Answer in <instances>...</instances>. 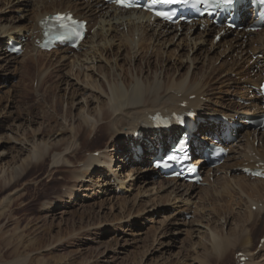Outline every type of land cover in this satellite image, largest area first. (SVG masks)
I'll use <instances>...</instances> for the list:
<instances>
[{
    "label": "rangeland",
    "instance_id": "rangeland-1",
    "mask_svg": "<svg viewBox=\"0 0 264 264\" xmlns=\"http://www.w3.org/2000/svg\"><path fill=\"white\" fill-rule=\"evenodd\" d=\"M9 1L12 2V0H0V25L8 24L13 19H16L17 22L22 21L27 26L31 25V16L33 17L34 13H20L15 11L13 4L11 6ZM35 1L36 0H33V2ZM14 2L16 1L14 0L13 3ZM100 18L101 17H98V19ZM97 25L99 28V24ZM29 30L32 32V29ZM99 30L100 28L96 32ZM119 30H122V28ZM185 32L186 31H183V35L181 34L180 36H184ZM233 36H230L229 38ZM210 38L211 35H207L206 42H203L201 46L203 49H199L197 52L196 58L198 62L196 61L194 63V65L197 66V69L195 70L197 72L201 71L205 56L207 57L208 55L210 58H215L216 54L220 53L223 49V47H221V49H217L214 52L212 46L215 43L213 42V37L211 38L213 44L211 43ZM7 39V36H5L3 40H0V153L3 154L0 156V177L6 175L9 178H12L11 173L13 168H16L14 171L16 172L17 169L22 167L21 165L26 164L31 150H33V142H42V146L43 143L44 145L46 143V146L49 147L51 144L60 140H62V143L67 141L66 144L68 145L71 140L74 141V131H71L70 127H75L80 124L81 117L78 115L81 114V110L84 109L87 111L89 107L90 112L93 110V112L97 114V111L95 110H101V108H103L109 101L108 94L104 93V91H102L103 88L101 87V84L105 82L107 84V92H110L107 78L104 76L105 71L111 70L114 74H118L121 65H123L124 68H130L131 63L129 62H133V65H141L145 68V75L147 74V71L152 74L155 70H159L158 74H160L161 70L166 69L170 74H174L173 76H177L179 73L184 74L188 72L190 63L192 62L191 58H193L198 50H192L190 53L191 57L187 58L185 52H187V46L190 44V40V42L185 43L178 40L177 37L176 41L174 40L170 43L167 42L168 44L166 45L163 44V41H157L156 43L160 49H158V53L154 57H150L152 63L150 67H148L146 62L147 60H150L148 57L152 50H149L148 54L142 58L143 53L139 54L140 52L137 49H134V52V50L127 49L124 44H121L122 46L119 49L120 42L117 41V44L119 43V45H116L115 49H111L116 53L119 52L120 56L117 57V60L114 59V56L117 55L113 56V51H109V54H112L111 56L104 52V58H97L93 63H83L84 66L82 69L79 67L80 63L74 65L73 53H68L70 58L66 60L61 57L60 50L57 51L60 52V54L45 56V52H43L44 55H41V53L29 49L28 54L25 53L24 55H20L17 57L16 61L11 62L9 58H4L5 50L3 51V47L6 44ZM100 39H102V37L99 38V40ZM180 42L181 44L177 46ZM147 45H149L148 42ZM152 45L154 46V40L150 41V46ZM227 48L228 44L226 47L224 46V49ZM210 49H212V51ZM86 51H88V49ZM209 51H211V53ZM135 53L137 56H134ZM259 53L262 54V52ZM46 55H48V53H46ZM169 56L172 57L169 58ZM256 56H259V54ZM261 56L262 55L259 57ZM221 58L222 59L219 60H226L225 55ZM228 60H230V58ZM41 63H43V65L45 63V65L43 66ZM57 63H60V65H57ZM217 63L218 62L215 64L217 65ZM58 67L61 70H59V72L56 71L55 74L53 73L54 79L49 82L48 79H45V83L41 84V80L39 81L41 75L45 77L49 71L55 70V68L59 69ZM116 67H119V71H116ZM48 69L49 71L47 72ZM190 69L193 70L192 67ZM204 70H206L205 66L202 71ZM40 71L41 74L39 75ZM85 71L88 75L91 73V78L89 77V79H87L88 77H86L87 75L85 74ZM130 72H133L134 78H137L135 67H133ZM257 72L258 68H254L250 73ZM63 74L69 75L71 79L69 80L68 78H65ZM75 74L79 75L80 79ZM126 75L129 76L130 74L126 73ZM229 76L240 81L237 86L234 84V89L230 88V92L237 89V91H241L244 88L245 80H242L245 79V77H241L240 75L235 76L234 73H230ZM237 77H239V79ZM94 78L98 81L101 80L99 81V87L96 89H93L91 86L88 87L85 83L89 82V80H94ZM112 78H114L113 75ZM83 79H85V82ZM117 80L121 81L119 77ZM69 83H72L71 86H73V88H68L67 85ZM55 87H58L59 89H56ZM224 87V84L213 82L210 87L213 88V90L211 89L213 91H211L212 95L209 93L208 95L200 96L199 99L202 100L203 103L206 102L204 103L206 105L212 104L219 110H222L216 105L218 102L214 101L217 100L216 97L221 96L223 98L222 101L229 106L232 104V101H235V93H231L230 95L229 92H225L226 89H224ZM49 88L52 89L49 90ZM82 88H87L85 93L82 91ZM46 89H48V92H51L52 94L54 93V95H50L48 100L43 98ZM53 89L54 91H57L53 92ZM73 89L79 91L73 93ZM70 92L72 93L71 95ZM170 93H173V91ZM170 93H166L165 95H170ZM57 94H61L60 96L64 97V102L62 106L60 105V107L55 108V96ZM148 94H150V91ZM249 94L250 93L245 97L253 100V94V98L249 97ZM72 95L76 96L73 98L76 101L73 106L71 103ZM238 95H240V93H238ZM203 97H205L207 101H203ZM77 101H81V104L77 103ZM86 101L89 102L86 103ZM235 103H237V101ZM67 105L70 107H67ZM85 106H87L86 109ZM65 111H71L68 112L70 115L65 117ZM93 116L91 118H94ZM90 120L93 121L94 119ZM90 123L85 124L84 122L83 124H85L84 126L87 125V127H90ZM100 123H103V121ZM47 124L51 126L56 125V131L50 133L49 131H44L40 134V130H42L43 126ZM38 127L40 128L38 130L39 132L35 130L38 129ZM34 131L37 132L35 133ZM26 133L27 137L25 135ZM93 134L94 133H91L90 138ZM14 137L21 138L19 141H16V138ZM123 139V137L120 138V135L116 136L113 142H111L108 148H106L104 144L105 141L99 137L93 141L94 143L90 144L92 146H87L86 148L83 147L82 150V158L88 157L91 154L97 156V151H100L99 155H102L103 152L107 151L111 156L102 157L108 160L112 157L113 161L111 160V167L114 170L110 171V169L103 164H98L91 170V172L93 171L91 174L93 175L92 177L85 176L84 178L77 180L70 179V174L68 172H63V170L67 171L72 169L77 173H80L81 170H84V168L86 169V167L81 161L77 162L79 159L74 160V158H71V165H74L70 166L65 164L63 168H59L62 170H59L58 172V169H56L55 166L56 164H53V156L58 155V157H61L66 154L62 146L57 152H52L45 168L40 169L37 174L29 175L25 179H22L20 185L12 189L11 193L15 192L16 194L18 192L26 194V199L21 200L23 202L19 203V206H23V204L27 202L35 203V206L31 207L32 209L29 208L30 210L27 208L17 214L21 219H24L21 228L17 229L11 224L6 229L2 231L0 230V264H29V262H31V264H37L40 263V261L54 264L56 259L60 260L57 262L58 264H70L69 261L72 260L73 262L71 264H237L240 261L241 257L236 261L237 256L235 253L240 249L237 245H235L237 246L235 248L229 246L228 251L230 252L223 257V261H219L220 259L216 260L215 255H217V250L210 251L212 247L209 239L214 230L211 227L217 225L221 228L222 223L225 222L226 215L229 214V210L226 208L229 204V207L234 211L230 210L232 215L237 217L239 212L246 211V206L250 205L249 198L253 196L254 200L257 198V200L260 201L262 200V196L260 198V196L252 195L251 191L248 192L249 195L244 192L241 194L240 191L235 193L236 195L233 196V198L226 193H223L224 198L222 199L220 195L216 196V193L213 190L214 188L211 189L212 186H205L197 187L193 191L189 190V192H186L187 189L182 187L181 191L174 193L171 197H166L167 192L164 193L160 190L161 179L154 181L155 179L151 178V175L153 176L154 173L150 174L149 172L142 170L139 166L133 167L132 165H129L128 161L125 160L123 156H119L126 151L127 153L129 152V149L126 146V139H124V142ZM117 140L120 141L117 142ZM85 141L86 139H83V145L85 144ZM79 145L75 144L73 147L75 148ZM73 147L72 149H74ZM87 150L90 153L87 152ZM92 150L95 151L92 152ZM19 152L20 154H18ZM59 154H61V156H59ZM116 159H122L121 161H124V165L118 170L119 172L121 171V176H116L114 172L116 167L115 164L118 161ZM147 161L148 158L145 159L144 164H147ZM59 165H62V163L60 162ZM5 169L6 171L4 172ZM62 172L63 175L66 173V176H64L67 179L61 175ZM126 173L132 174L129 176L126 175ZM48 174H50V176H55L58 179L61 178L59 180L57 179L58 182L57 180L52 181L53 184L47 186L46 188L48 189H46L42 185H39L40 178L37 179V177H44L45 180H48ZM227 174L228 179H231V181L233 180V185H235L234 180L236 181L242 176V174H240L238 177L236 176V173V175L231 173L232 175L230 176V173H227L225 170L224 173L217 177L223 178V176L226 177ZM110 178H114L115 181L121 184L123 188L122 191L119 192L118 189H115V184L110 182ZM248 179L249 178H247V180ZM216 181L217 180H215L213 184H215ZM225 181L228 184L227 180ZM27 184H29L28 188L26 187ZM178 184L180 183L178 182ZM35 186L37 189L34 190L33 187ZM209 189L212 191L215 199L210 200L204 198L205 195H207L206 193L209 192ZM235 189L238 190L239 188L237 189V187H235ZM41 190H43L46 195L42 194L43 191ZM157 190H159V192ZM199 197L202 198L200 199ZM202 199L208 201H202ZM235 202H240V204H236ZM49 206H53V208ZM186 212L191 214L190 218H185ZM252 217H250L244 224L243 228L245 231L243 234L247 232V235H250L251 233L249 238H251L250 240H253L254 245L252 248L255 249L254 254L259 253V255H256L255 262H258L257 264H262V261H264V247L263 244L260 247L258 239L260 237L262 238L264 235V219L258 220L259 222L255 227V225H251L254 222V218ZM239 220L243 221V218H237L236 220L231 219L229 223H225L223 236H228L229 233L233 235L234 230L232 229L238 228V225L241 224V221ZM6 221L7 219L2 220L0 228ZM38 227H41L38 229L40 234L36 231ZM43 227L47 230L43 231ZM23 229L24 232L22 231ZM1 236L3 237L1 238ZM241 236L242 233L237 235L238 238H241ZM40 240L42 242L44 241V244L40 245ZM23 241H27L25 242L28 245L27 249L22 248ZM34 243H38L40 246H35ZM63 243H65L66 246L59 247V245ZM204 244L206 247L209 246L207 249L208 251H204ZM27 245L25 244V246ZM5 253L6 255H4ZM29 259H31V261H27Z\"/></svg>",
    "mask_w": 264,
    "mask_h": 264
},
{
    "label": "bare ground",
    "instance_id": "bare-ground-1",
    "mask_svg": "<svg viewBox=\"0 0 264 264\" xmlns=\"http://www.w3.org/2000/svg\"><path fill=\"white\" fill-rule=\"evenodd\" d=\"M15 1L16 2H14V3H13V1L12 2L9 1V4L11 3V6L13 4L15 11L18 10L19 12H23V11H28L30 8L33 10V12H34L33 16H35L34 24H33L34 27H33L32 32H31L24 22H22V21L17 22L16 19H13L8 24L0 25V40H3V38L5 36H7V38H9V40L10 39H21L24 36V34L25 35L28 34L27 33L28 31H30L31 33H34L35 31H37L39 29L37 27L38 20L41 17H43L45 14L53 12L54 10H58V9H60V10L71 9L72 11L75 12V14L77 16L82 17V18H86L89 21H95L93 23V26H95L96 24H99L100 30L98 32L93 33L91 38L86 39L82 44V46H86L88 44V51H85L82 53L81 52L73 53L74 54L73 55L74 65H76V64L78 65V63H80L79 67H81L82 69H83V66L85 63H89V62L93 63L95 59L103 57L104 52H106L107 55L111 56L112 54H109V51L110 52L113 51L111 49H115L116 45H119V43L117 44V41L120 42L119 49L122 46L121 44H124V46L129 50L137 49L140 52L139 54L143 53L142 58H144L148 54V52L151 48V46H150L151 40H154V43L157 41H159V42L163 41L164 45L168 44L167 42L170 43V42L174 41L175 38H177V37H178V40L183 41L185 43L186 42L188 43L191 41L190 44L187 46V52H185L187 58L191 57L190 53L192 52V50H194V49H198V50L194 54L193 58H191L192 62L190 63L188 72H186L184 74L179 73V74H177V76H173L174 74H170L169 72H167L166 69L161 70L160 74H158L159 70H155V72H153L152 74L148 73V71H147V74L145 75V72H146L145 68H143V66H141V65H135V64L133 65V62H129V63H131L130 68L129 67L124 68L123 65H121L120 71L118 70L119 67H116L117 68L116 71H119L118 74H114V72H112L111 70L105 71L104 76L107 78L110 92L109 93L107 92V84L105 82H103L102 84L100 82V84L102 85L101 87L103 88L102 91H104V93L108 94V96H109L108 100L109 101L104 105L103 108H101V110H95V111H97V114L95 112H93V110H91V112H90L89 107H88L87 111H85L84 109L81 110V112H80L81 114L78 115L79 117H81L80 124H78L75 127H73V126L70 127L71 131H74V133H73L74 134L73 135L74 141L71 140L72 142L70 141L69 145H68V144H66L67 141L63 140L65 143H62V140H60L58 142H55L54 144H51V146H49V147L46 146V143H45V145L43 143V146H42V144H41L42 142L37 143V141H35V142H33V144H34L33 150H31V153L29 155V159L27 158L28 160L26 161V164L21 165L22 167L17 169L16 172H14L16 168L15 169L13 168L12 173H11L12 178L7 177L6 175L5 176L2 175V177H0V207H1V209H0V211H1L0 223H2L3 219H7V221L1 226V228H0L1 231L6 229L7 227H9L11 224L14 225L15 228H17V229L21 228L23 223H24V219H21V217L17 216V214L21 213L23 210H25L27 208L32 209L31 207L35 206V203H29V202L24 203L23 206H19L18 204L23 202L21 200L26 199L25 198L26 194L25 193H18V192L16 194H15V192L11 193L12 189L14 187L20 185V181L22 179H25L29 175L37 174L40 169L45 168L47 165L48 159L50 158L52 152H57L58 150H60L62 148V146H63V150L66 152V154L64 156H61V154H59V156H61V157H58V155H54L53 156V164H56L55 165L56 169H58V172H59V170H62L59 168H63L65 166V164H68L70 166L74 165V164L71 165V161H72L71 158H74V160L79 159L77 162L81 161L83 163V165L86 167V169L84 168V170H81L80 173H77L76 171H74L70 168H69L70 170H67V171L63 170V172H68L70 174V179L77 180V179L84 178L85 176L86 177H92L93 175H91V174L93 171L91 172V170L93 169V167H95L98 164H101V165L103 164L108 169H110V171L114 170L111 167V164H112L111 162L113 161L112 157H110V160L103 158V157L111 156V155H109V153L107 151L103 152L102 155L98 154L96 156V155L91 154L90 156H88L89 155L88 154L87 155L88 157L82 158L83 147L86 148L87 146H92L90 144L94 143L93 141H95L99 137L105 141V143H104L105 147L108 148V146L110 145L111 142H113V140L115 139L116 136L120 135V138H122V137L125 138V136L129 135L130 133L134 135L136 132L135 130L140 129L144 133L143 137L148 136V135L153 136V138L151 139V143H153V145L150 147V149L155 150L154 139H157V138H159L160 142L162 143V147L165 148V143L162 140V138L158 135H153L152 125L154 124L155 117L157 116L158 113L162 112L163 114L167 115V114H170L173 110L188 111V110L192 109L193 111L197 112L199 114V116L205 117V115H207V114H210V113L214 114V113H218V112H223L224 114L235 116V113L239 110H241V111H244V110L249 111L250 110V107H246L245 105H242L240 103L237 104L238 102L235 103L234 101L231 102L232 104L230 106L226 105L222 101L223 98L221 96H218V97H216L217 100H214V101L218 102V103H216V105H218L220 107V109H222V110H219L217 107L213 106L212 104H207V105L204 104L206 102L203 103L202 100L199 99V97L203 96V95H208L209 93H211L213 88H210V87H211L213 82L217 83V84H219V83L224 84L225 85L224 89H226L225 92H229L230 95H231V93L238 94V91H237L238 89L232 90V92H230L231 91L230 88L234 89V87H235L234 84H236V86H237V84H239V81H237V79H233L229 76V73H231V72H235L236 75H240L241 77H245L244 88L241 91H239V92H241L240 93L241 96L245 97L248 93H250L249 88H246L247 83H253V82L260 81L262 79L261 74L264 72V30L250 34L248 37V40H245V39L242 40V38H240L239 35H235L231 38H228L226 36V37L222 38L220 42L213 44V42H212L213 38H212L211 43L213 44L212 47L214 48V52L217 49H221V47H223V49L221 50L220 53L216 54L215 58H210L208 55H207V57L205 56L203 67L205 66L206 70L202 71V69H203V67H202L201 71L197 72V71H195L197 69V66L194 65V63L197 61V58H196L197 52L199 51V49L200 50L203 49V48H201L202 43L206 42V40H207L206 37H207V35L210 34V32H209L210 30L199 31L197 28H195L193 31L185 32L184 36L179 37L178 36L179 31H175L174 27H172V26L167 27L164 25L161 26V25H157V24L150 25L148 23L149 16L145 12H141V11L138 13H136V12H125V13L117 14L113 11H110L108 8H105L104 6L99 5L98 0H91V1L90 0H36L35 2H33V0H29V1H25V2H20L21 0H15ZM98 17H101V18L98 19ZM31 19H32V16H31ZM120 28H122V30H119ZM101 32H102V34L100 35ZM205 34H207V35H205ZM136 36H139L138 41H135ZM170 36H172V37H170ZM27 37H28V39H30L31 37H33V35L31 34V35L24 36V38H27ZM98 37H100V38L102 37V39L96 40V38L98 39ZM243 37H244V35H243ZM147 42L149 43V45H147ZM200 42H201V44H200ZM133 44L135 47H132ZM180 44H181V42L177 46H179ZM227 44H228V48L224 49V46L226 47ZM254 44H256V45H254ZM25 45L27 48H31V50H36V51L38 50L34 46L33 42L31 45L29 44V42H26ZM176 48H178V47H176ZM157 49H160V48L158 47ZM210 50L212 51V49H210ZM38 51L41 53V55H44L43 52H41L40 50H38ZM211 51H209V52L211 53ZM60 52H61L60 55H62L61 56L62 58H65V59L70 58L67 54V52H68L67 49H60ZM259 52H262V54ZM64 53H66V54H64ZM156 54H157L156 50H154V46H153L152 52L149 54L148 58H150V57L152 58ZM258 54H259V56L260 55H262V56L261 57L257 56L254 59V56H256ZM114 55H117V56H114ZM135 55H136V53L134 54V56ZM224 55L226 57V60H219V59H222L221 57H223ZM45 56H46V53H45ZM113 56H114V59L117 60V57H119L120 54H119V52L118 53L114 52ZM138 56H140V55H138ZM172 56H169V58ZM17 57H18L17 55L8 56L7 54H5V56H4V58H9L11 62L16 61ZM177 57H180V56H177ZM151 58H150V60H147V62H146V65L148 67H150V65L152 63ZM229 58H230V60H228ZM11 62H9V63H11ZM216 62H218L217 65L215 64ZM245 62L248 63L247 66L244 65ZM36 63H37V61H36ZM41 64L43 65V63H41ZM38 65H40V64H38ZM44 65H45V63H44ZM173 65H174V63H173ZM116 66H118V65H116ZM133 67H135V73L137 74V76H136L137 78H134V73L130 72V71H132ZM191 67L193 68V70L190 69ZM254 68H258V72L254 73L255 77L252 78L250 76V74H252V73H250V72L253 71ZM109 69H110V67H109ZM59 70H61V69L55 68V70H52V71H49V69H48L47 72L48 71L49 72L48 73L46 72L47 75L45 77H43L41 75L39 81L41 80V84L45 83V79H48V82L51 81L52 79H54L55 72L56 71L59 72ZM84 70H85V68H84ZM88 71H90V70H88ZM79 72H77V73H79ZM126 73L130 74V75L127 76ZM40 74H41V71L39 72V75ZM85 74H86V71H85ZM39 75H38V77H39ZM86 75H87L86 77H88L87 79H89V77L91 76V73L89 75L88 74H86ZM112 75L114 78H112ZM76 76H78V78L80 79L79 75H76ZM64 77L68 78L69 80L71 79V77L69 75H66V74L64 75ZM118 77L120 78L121 81L117 80ZM83 80L85 82V79H83ZM99 81H101V80H99ZM99 81L94 78V80H92V81L89 80V82H85V83L87 84L88 87L91 86L93 89L94 88L96 89L97 87H99ZM67 82H69V81H67ZM71 84L69 83L67 85L68 88L69 87L73 88V86H71ZM49 87H50V85H49ZM55 88L59 89L58 87H55ZM50 89H52V88H49V90ZM47 90L48 89H46V92L44 91L45 95L43 94V98L45 100H48L50 95H54V93L52 94L51 92H48ZM85 90H87V88H85V89L82 88V91H84V93H85ZM99 90H101V89H99ZM55 91H57V90H55ZM55 91L53 89V92H55ZM78 91L74 90L73 93L78 92ZM149 91H150V94H148ZM171 91H173V93H170ZM222 92H223V90H222ZM166 93H170V95L167 94V96H166L165 95ZM251 93L254 96V99L251 101L253 102V106H256V105H258L259 98H258L256 92L251 91ZM71 94L72 93L70 92V95ZM60 95L57 94L55 96V104H56L55 108L60 107V105L62 106V104L64 102L63 101L64 97H62ZM190 95H195V98L190 99L189 98ZM211 95H212V93H211ZM235 96H237V95H235ZM51 97H53V96H51ZM74 97H76V96H73V95L71 96L72 106H73V104L75 105V102H76L73 99ZM250 97H252V96H250ZM205 100H206V98H205ZM184 101L187 102V106L186 107L180 106L181 103ZM80 102L81 101H77V103L81 104ZM88 102L86 101V103H88ZM68 106L69 105H67V107ZM86 107L87 106H85V109H86ZM130 108H131V110H130ZM68 112H71V111H68ZM68 112L65 111V113H64L65 117L70 115V113H68ZM92 116L94 118H91ZM90 119H94V120L92 121ZM102 121H103V123H100ZM214 121L216 123H219L221 126L223 125V123L220 119L214 118ZM84 122H85V124L86 123L89 124L91 122L89 125L90 127H87V125L84 126L85 125V124H83ZM41 126H40V128H41ZM45 126H43L42 130H40V134H41V132H44V131H49V133L56 131V127H57L56 125L51 126V125L47 124ZM40 128L38 127V129H35V130L38 131ZM209 128L211 129L212 127L210 126ZM37 131H34V132L36 133ZM91 133H94V134L90 138ZM25 135L27 137V133ZM14 138H16V141H19L21 137L20 138L14 137ZM83 139H86L84 145L82 144ZM258 139L263 141L262 147H256L254 145V142H253L254 140H252L250 142L248 138L244 139L246 144H243L241 142L237 148H234L233 149L234 154L232 156L228 157L229 162L220 166L218 168V170L224 169V171L226 170V172L229 173V171L232 168L243 165L244 161H248L250 158H253V157H249L250 152H255V155H259L261 160L264 161V132L258 133ZM119 141L120 140H117V142H119ZM136 142H137V144L140 143L141 142L140 138L138 140H136ZM75 144H78V145L80 144V145L78 147L74 148L73 145H75ZM72 147L74 149H72ZM22 149H23V147H22ZM128 149H129V147H128ZM138 149H139L138 146H136V144L134 143V145L132 147V152H130V150H129L128 153H127V151L125 153L124 152L123 153L125 154V156L135 155V153ZM238 149H241V150L243 149L242 151H238L239 155L235 154V152H237ZM95 150H92V152H94ZM87 152H89V151L87 150ZM18 154H20V152ZM2 155L3 154L0 153V156H2ZM154 155H156V153ZM240 155H243L246 158L240 159V157H241ZM116 160H118L117 161L118 165H117V163L115 164V166H116L115 167V173L119 174L121 176L122 175L121 171L119 172L118 170H119V168L121 169L122 165H124V161H121V159H116ZM60 162L62 163V165H59ZM197 163H200V161H197ZM150 170H151V168H145L144 169V171H147V172H149ZM5 171H6V169L4 170V172ZM63 172L61 173V175H63ZM129 172H130V170H129ZM1 173H2V171H1ZM131 174L126 173V175H129V176ZM64 175L66 176V173ZM59 176H60V173H59ZM47 177H49V179L45 180L44 177L41 178L40 176H38L37 179L40 178L39 179V185H42L43 187L46 188L50 184H53L52 181H55L58 179L55 176H50V174H48ZM245 177L246 176L243 174L241 176V178H239L236 181L234 180L235 185H233V182H232L233 180L231 181V179H228V174H227L226 177L223 176V178L222 177L218 178L215 185H211L212 186L211 189L214 188V192L216 193V196L220 195L222 197V199L224 198L223 193H226L231 198H233V196L236 195L235 193H238L240 191H241V194L244 192V193H247V195H249L248 192L251 191L252 195H256V196H260V197L262 196V200H260V201H257V198H256V200H254L253 196L251 198H249L250 205H248V206L244 205V206H246V208L249 207V210L247 211V209H246V211H244V212H239L237 214L238 215L237 217H234L232 215L230 210L233 211V209L229 207L230 206V204H229L226 207L229 210V214L226 215L225 222L224 223L221 222L222 223L221 228H219L217 225L216 226L214 225V227L213 226L211 227L214 230L212 231L211 237L209 239L211 241V247H212V249L210 251L217 250V255H215L216 256L215 258H216V260L220 259L219 261H223L224 260L223 257L226 256L227 254H229V252H230V251H228L229 246H232L234 248L238 246L240 249L238 251H236V250L235 251L240 252L241 255L237 256V260L241 256H246L247 259L248 258L249 259L244 264H257L258 263V262H255V259H256V255H259V253L254 254L255 249L252 248L254 245L253 240H250L251 238H249L251 233H250V235H247V232L243 234V232L245 231L243 226L246 223V221H248L249 218L252 216H253L252 218H254V220H253L254 222L252 221L253 223L251 225H255V227H256V224L259 222L258 220L264 219V201H263L264 180L259 179V178H253L252 179L251 177H249V179H251V180H249V179L247 180V178H245ZM68 178H69V176H68ZM208 179H209V177L206 180L208 181ZM219 179H220V181H219ZM224 179L227 180L228 184L226 183V181ZM58 180H57V182H58ZM178 182L179 181L175 180V179H170V180L161 179L160 190H162L164 193L167 192L166 197H168V196L171 197L174 193L181 191L182 187H185V189H187L186 192H189V190L193 191V187L191 185L185 184V183L178 184ZM29 184H31V183H29ZM29 184H27V186H26L27 188H28ZM37 187H38V185H37ZM235 187H237V189L238 188L239 189L236 190ZM33 188H34V190L37 189L36 186ZM46 189H48V188H46ZM72 189H70V190H72ZM25 191H26V189H25ZM41 191H43V190H41ZM157 191L159 192V190H157ZM102 192H104V191H102ZM42 194L46 195V193L44 191ZM206 194L207 195H205L204 198H208L210 200L215 199V196H213V193L210 189H209V192H207ZM70 195H71V193H70ZM36 200H37V198H36ZM202 201H208V200L202 199ZM240 202H235V203L240 204ZM252 205H256V211L255 212L252 211V209H251ZM49 207L53 208V206H49ZM241 217L243 218V221L239 220V221H241V224L238 225L239 227L232 229V230H234V234L231 235V233H229L228 234L229 237L226 236L225 234H224L225 236H223V231L225 229L224 224L229 223L231 219L236 220L237 218L240 219ZM40 228L41 227H38L36 229L38 234H40L38 232V229H40ZM46 230L47 229H45L43 227V231H46ZM22 231L24 232V229ZM43 231H42V233H43ZM240 233H242V236H241V238H238L237 235ZM2 237L3 236H1V238ZM3 242H5V241H3ZM25 242H27V241L22 242L23 247L22 246L21 247L24 249H27L28 245ZM12 243H13V241H12ZM39 243H41L40 245H42V244H44V241L42 242L40 240ZM20 244H21V242H20ZM25 244L27 246H25ZM34 245L37 246L38 243H34ZM40 245H38V246H40ZM235 245H237V246H235ZM60 246L65 247L66 244L63 243V244L59 245V247ZM263 247H264V243H263ZM203 248H204V251H208L207 249L209 248V246L206 247L204 244ZM8 254H9V252H8ZM4 255H6V253ZM25 258H26V256H25ZM27 258H29V257H27ZM20 260H22V259H20ZM27 261H31V259H29ZM38 261H40V260H38ZM58 261H60V260L56 259V262L54 264H58L57 263ZM18 262H19V260H18ZM72 262H73V260L69 261L70 264ZM16 263H17V261H16ZM25 263H27V262H25ZM21 264H24V263H21ZM29 264H31V262H29ZM37 264H53V263L40 261V263H37ZM262 264H264V261H262Z\"/></svg>",
    "mask_w": 264,
    "mask_h": 264
},
{
    "label": "snow or ice",
    "instance_id": "snow-or-ice-1",
    "mask_svg": "<svg viewBox=\"0 0 264 264\" xmlns=\"http://www.w3.org/2000/svg\"><path fill=\"white\" fill-rule=\"evenodd\" d=\"M158 2H161V0H152V5L149 6V10H151V8L154 7V5ZM162 2H165V3H187L188 0H162ZM197 2L204 3V4H210V0H197ZM212 2H215L217 4H232L233 0H212ZM113 3L119 5L123 8H132V7H138L139 6V5L134 4L133 0H113ZM156 15L162 16L165 19H169V20L172 19V17L168 13L157 12ZM55 19H56V21H63L65 19H69V17L58 14L55 17ZM60 27L67 29L68 26L66 24L61 23ZM84 28H86V24L85 23H79L78 26L73 27L70 31H71L72 35H75L77 38L82 40L84 38V32L82 31ZM61 39H63V37H61ZM172 158L174 159L175 157H172ZM256 174L257 175H264V173H256Z\"/></svg>",
    "mask_w": 264,
    "mask_h": 264
}]
</instances>
